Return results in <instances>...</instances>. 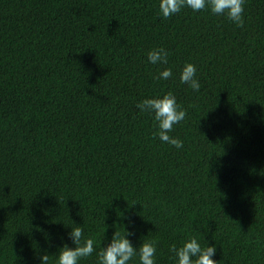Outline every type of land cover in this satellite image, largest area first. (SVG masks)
Instances as JSON below:
<instances>
[{
    "label": "trees",
    "instance_id": "trees-1",
    "mask_svg": "<svg viewBox=\"0 0 264 264\" xmlns=\"http://www.w3.org/2000/svg\"><path fill=\"white\" fill-rule=\"evenodd\" d=\"M159 2L0 0V264H55L77 225L96 248L79 264L125 228L157 241L156 264L191 237L218 264H264V0H245L243 27ZM160 47L168 63H150ZM169 91L179 149L136 107Z\"/></svg>",
    "mask_w": 264,
    "mask_h": 264
},
{
    "label": "clouds",
    "instance_id": "clouds-1",
    "mask_svg": "<svg viewBox=\"0 0 264 264\" xmlns=\"http://www.w3.org/2000/svg\"><path fill=\"white\" fill-rule=\"evenodd\" d=\"M244 4L245 0H160L159 10L162 16L167 19L178 14L184 7L196 12L210 7L213 14L226 15L237 26L243 27L245 23ZM168 56V51L163 47L154 48L148 52V60L152 64H167ZM196 71L194 64L187 63L180 74V81L198 92L201 84L196 79ZM172 75V70L165 68L153 79L167 80ZM136 107L142 113H154V121L158 122V132L154 133V136L158 135L162 142L171 144L178 149L183 147L182 140L169 135L173 126L186 117V110L177 104L176 97L171 91L163 95L162 98L144 99ZM68 235L75 247L64 245L58 252L55 264H79L82 258L90 257L96 252L95 241L84 236L81 226L72 227ZM130 235L132 233L126 228L123 234L115 231L111 242L97 253V264H129L136 256L139 257L140 264H156L157 241L154 239L144 240L139 247H134L127 238ZM169 250L178 258V264H218V261L212 258L216 253L215 245L202 247L195 237L188 239L179 248L172 244ZM40 260L41 264H49L50 256L44 254Z\"/></svg>",
    "mask_w": 264,
    "mask_h": 264
}]
</instances>
